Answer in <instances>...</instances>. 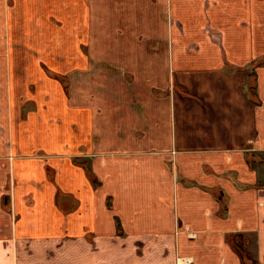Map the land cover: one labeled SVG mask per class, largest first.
Masks as SVG:
<instances>
[{
    "label": "crops",
    "instance_id": "obj_1",
    "mask_svg": "<svg viewBox=\"0 0 264 264\" xmlns=\"http://www.w3.org/2000/svg\"><path fill=\"white\" fill-rule=\"evenodd\" d=\"M0 30V264H264V0H0Z\"/></svg>",
    "mask_w": 264,
    "mask_h": 264
},
{
    "label": "trees",
    "instance_id": "obj_2",
    "mask_svg": "<svg viewBox=\"0 0 264 264\" xmlns=\"http://www.w3.org/2000/svg\"><path fill=\"white\" fill-rule=\"evenodd\" d=\"M264 62V61H263ZM219 200L220 205V212L224 215L226 211V199L224 198V195H221L220 193H213ZM236 249H238V246L235 245Z\"/></svg>",
    "mask_w": 264,
    "mask_h": 264
},
{
    "label": "built area",
    "instance_id": "obj_3",
    "mask_svg": "<svg viewBox=\"0 0 264 264\" xmlns=\"http://www.w3.org/2000/svg\"><path fill=\"white\" fill-rule=\"evenodd\" d=\"M189 236L192 237V238H196V234L195 233H189ZM177 263L178 264H191V259L188 258V257H179L177 259Z\"/></svg>",
    "mask_w": 264,
    "mask_h": 264
},
{
    "label": "rangeland",
    "instance_id": "obj_4",
    "mask_svg": "<svg viewBox=\"0 0 264 264\" xmlns=\"http://www.w3.org/2000/svg\"><path fill=\"white\" fill-rule=\"evenodd\" d=\"M4 4H5V8H6V5H7V0H4ZM2 35V33H1V30H0V36ZM12 37L14 38V36H17V33L16 32H13L12 33ZM6 36V35H5ZM6 46H7V44H6ZM9 51H10V48H7L6 50H5V52H4V54L5 55H9ZM236 240V239H235ZM245 252V249L242 247V249H241V253H244Z\"/></svg>",
    "mask_w": 264,
    "mask_h": 264
},
{
    "label": "flooded vegetation",
    "instance_id": "obj_5",
    "mask_svg": "<svg viewBox=\"0 0 264 264\" xmlns=\"http://www.w3.org/2000/svg\"><path fill=\"white\" fill-rule=\"evenodd\" d=\"M4 199V198H3Z\"/></svg>",
    "mask_w": 264,
    "mask_h": 264
}]
</instances>
